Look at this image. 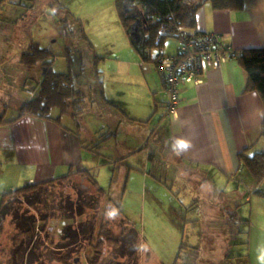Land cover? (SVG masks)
<instances>
[{
  "label": "rangeland",
  "instance_id": "rangeland-1",
  "mask_svg": "<svg viewBox=\"0 0 264 264\" xmlns=\"http://www.w3.org/2000/svg\"><path fill=\"white\" fill-rule=\"evenodd\" d=\"M41 1L42 5L39 6L43 11L39 15L38 21L29 27L30 29L32 27L31 35L43 45L50 46L54 50L56 53L55 68L60 72L68 71L67 58L63 56L66 46H75L79 50L75 54L77 56L74 69L75 72L81 73L80 82L94 100L92 104L90 103L91 105L85 104V107L91 109V113L89 112L87 116L83 115L79 119H74L65 114L63 122L80 131L81 136L86 138L88 137L87 131L95 136L96 132L102 135L104 131L101 132L100 128L108 126L109 117L124 120H127L128 117H134L147 120L154 115L150 122L137 124L145 130L144 133L155 130L156 133L160 134L159 123L161 120L163 121L164 108L155 111L156 107L153 106V100L150 98L151 95L153 97V94H149L151 92L149 87L151 74L145 69V67H150L152 63L143 62L142 57L133 46L122 22L116 0H58L60 4L67 7V10L61 11V17L69 16L72 23L71 27L76 32L74 36L67 38L63 36L59 25L54 24V15L52 16L54 9L44 6L48 5L50 1ZM22 26L23 23L14 26V43L9 47L10 56L15 53L18 56L22 52V44L19 41ZM83 29L88 39L81 37ZM90 44L93 48L90 47ZM180 46L181 40L179 38L168 37L164 44V52L168 55L176 54ZM3 50L8 52V48L5 49V42L0 43V51ZM152 53L156 55L159 50L154 49ZM80 55L82 61H80ZM96 55L102 57L98 62L95 60ZM11 63V58H6V56L3 63L0 62V113L9 104L10 106L7 108L9 109L8 117L14 116L18 106L30 97L31 93L26 91L25 84L28 88L38 85L36 80L28 79L31 71L24 70V67L19 63L15 65V71H13ZM151 66L153 67V65ZM98 75L99 78L104 79L102 87ZM140 100L144 102L142 103L143 106L139 105ZM162 100L160 99V101ZM87 110L90 111L88 108ZM97 110L100 111L101 116L108 115L109 117H99L96 113ZM59 113L57 108H52L51 115L57 116ZM26 119L29 117L27 116ZM26 119L25 121H27ZM32 119L38 121L35 118ZM131 121L129 119V122ZM6 126H0V128ZM39 129L42 128L39 127ZM132 129L131 131H133ZM136 132L137 136L133 138L136 146L138 144L144 145L147 140L142 142L139 131L136 130ZM149 139L150 143L147 148L156 154L155 157L152 156V159L148 158V152L145 150L133 156V151L127 152L126 145L120 143V138H116L103 148V157L102 155L101 157L93 156L88 148L83 151L84 161L87 162L92 159L94 168L99 165L103 168L100 177L97 176L100 185L106 190L111 187V194H115V197L122 196V211L134 223L139 232V243L146 245L148 251H139L136 254L134 250L131 254L133 250L131 242H127L125 247H121L124 242L122 241L123 236L127 235L129 226L120 222V218L113 221L104 218L106 208L113 205L107 197H101L98 194L86 196L93 208L90 206L86 208L90 205L87 204L86 200L85 206L83 205L84 215L72 218L69 217V212H66L63 217L58 215L61 211L59 210L60 206L69 208V201L64 199L61 203L60 197L64 191L61 188H55L46 194L47 203L40 206L42 211L53 213L48 226L51 240L55 243L48 248V255L52 259V264H177L180 252L182 256L178 264L245 263V261L240 262L239 258L231 260L228 255L230 252L244 253L241 242L245 240L247 234L226 232L224 230L225 222L218 213L219 208L213 207L212 204L214 199L210 190L212 188L224 190L226 179L218 175V178L212 180L215 183L212 187L209 180L205 182V178H207L205 175L197 177L193 172L187 173V169H184L183 165L179 166L175 161L168 160V151L163 143V137H159L163 145H159L153 137ZM94 140H99V136ZM89 143L91 142L87 141V144ZM134 144H131L130 147L133 148ZM258 149H264V144L259 145ZM9 151L0 147V206L3 193L12 189L14 178L19 176L20 172L21 176H24L36 169L32 165L20 166L19 162L12 158ZM118 155H124L127 158L122 166L105 165L107 163L105 157L108 159L118 158ZM21 160L31 161L32 157L22 153ZM125 165L134 166L127 179L126 171L123 168ZM182 173L186 176L185 179L182 178ZM23 184H27V182L15 188L22 187ZM232 187H235L233 181L228 184L225 191L213 193L217 195V200H222L221 203H216L217 205L222 207V202L226 201L229 207L232 206L234 210H237L240 220L234 218L236 222L232 221L233 229L243 231L246 229V225L242 222V218L248 217L250 214L251 204L245 199L246 196L244 199H240L241 195L239 199L238 197L235 198L236 194L230 193ZM77 191L78 188H67L66 190L70 194V198L74 200H76ZM198 198L203 204L206 203V206L203 205L194 213H187L186 219H202L201 225L193 226L189 222L183 224L185 219L179 215L175 208L179 209L181 202L188 205ZM234 202L237 205L236 203L233 204ZM57 210L59 211L54 216ZM229 210L231 209L227 210V214ZM85 221L89 222V225H95L92 241L87 239L90 237L89 231L86 234L83 231L79 234L77 231V240L73 246L64 250L58 248L61 238L64 236V228L72 224V226L77 227L78 223ZM103 222L106 223L105 228H102ZM6 228L7 231L3 237L5 248L0 255L2 264H9L11 250L14 246L12 239L15 229L14 225L9 223V219ZM100 230H102L100 239L104 243V247L101 248L98 246ZM237 235L239 238L236 241L239 245L234 247L231 240ZM114 239L121 241L118 248L110 242ZM183 243L187 248L184 249L183 247L182 250ZM137 255L139 256L138 262H136ZM74 259L77 260L74 261Z\"/></svg>",
  "mask_w": 264,
  "mask_h": 264
},
{
  "label": "crops",
  "instance_id": "crops-1",
  "mask_svg": "<svg viewBox=\"0 0 264 264\" xmlns=\"http://www.w3.org/2000/svg\"><path fill=\"white\" fill-rule=\"evenodd\" d=\"M197 29L202 32L219 33L224 37L226 43L232 44L239 50L263 48L264 0H244L242 9L219 10L214 9L211 2H206L198 12ZM2 56H0L1 63L5 59ZM151 65L145 67L151 74L149 80L152 85L149 86L151 91L149 94H153V97L151 95L150 98L153 100L154 107L159 104L155 111L164 108L163 121L161 120L159 123L160 134L156 133L155 130L144 133L145 130L137 124L144 119L128 117L127 120H124L108 115L101 116L100 111L97 110L96 113L99 117H109L108 126L106 128L101 127V132L110 131L111 134L113 133V137L104 143L103 147L92 149L86 145L87 143L82 145L81 141H96L94 139L99 136L98 132L95 133V136L87 131L88 137L83 138L80 131L74 128L69 127L72 130L64 129L52 120L32 116H28L31 123H26L27 116H24L10 123L11 126L5 124L6 127L0 128V147L10 150L9 153L12 154V158L18 161L20 166L32 165L36 168L34 172L24 176H21L20 172L19 176L14 178L12 182V189L26 182L28 184L59 178L68 174L72 169L79 172L91 171L96 177H100L103 170L101 165L94 168L92 159L87 162L84 161L83 151L85 148H88L93 156L101 157L103 148L116 138H120V143L126 145V151L132 150L134 156L143 146V144L136 146L134 142L133 138L137 136L136 130L139 131L142 142L147 140L145 144H149V138L153 137L159 145H163L159 139L161 136L168 151V160L175 161L179 166L183 165L184 169H187V173L193 172L197 177L205 175L207 177L205 182L209 180L212 187L215 184L212 180L218 178V175L226 179L224 190L209 189L212 191L211 196L214 199L212 201L213 207L219 208L218 213L225 222L224 230L226 232L247 234L242 242L244 254L249 261L247 264H261L258 260L257 249L258 246L264 245V196L257 193V190L263 189L264 191V182L257 184L248 170L245 167H240L238 155L246 148L252 154L259 150V145L264 144V119L259 116V112L264 111L263 100L258 93L245 91L247 74L236 58H230L217 67L205 64L199 83L193 81L181 83V103L178 115L168 117L166 115L168 94L165 90L164 81L155 65ZM160 99L163 100L160 101ZM142 103L144 102L140 100L139 105L143 106ZM88 109L90 110L88 112L91 113V109L89 107ZM129 119L132 121L129 122ZM177 137L187 139L192 143V147L179 156L173 153L169 147V142ZM37 143L45 146V150L36 151L32 145ZM130 143H135L133 148L130 147ZM97 150L99 152H96ZM147 150L145 151L148 152L149 159L151 155L156 156L152 150L149 148ZM22 153L32 157V160L22 161ZM117 157L109 159L105 157L104 159L107 161L105 165L122 166L127 160L124 155ZM130 167V165L123 167L126 171V179L130 175ZM189 175L192 177L191 174ZM182 178H186L183 173ZM232 181L235 183V187H232L230 193L236 194L235 198L238 197V199L240 195V199H244L246 196L245 199L251 204L250 214L248 217L242 218V222L246 225V229L243 231L233 230L232 227L234 218L239 219L237 210H234L232 206L229 207L226 201L222 202L224 208L217 205L222 200H217V195L213 193L225 191ZM242 187L244 188L242 189ZM110 195L114 198L117 197L111 192ZM193 202H197V207L188 210L187 207ZM193 202L188 205L181 202V207L175 209L180 216L186 218L187 213H194L203 205L206 206V203L203 204L200 198ZM228 209L231 210L227 214ZM192 220L191 225L193 226L202 223V219L199 218Z\"/></svg>",
  "mask_w": 264,
  "mask_h": 264
},
{
  "label": "trees",
  "instance_id": "trees-1",
  "mask_svg": "<svg viewBox=\"0 0 264 264\" xmlns=\"http://www.w3.org/2000/svg\"><path fill=\"white\" fill-rule=\"evenodd\" d=\"M49 1L48 5L44 6L54 9V13L52 12V16L54 15L55 19L54 24L59 25L65 38L74 36L76 32L71 27L72 23L69 16L63 18L60 15L62 10H67L66 5L60 4L58 0ZM41 2V0H0V43L5 42V49L8 48V54L9 47L14 43V26L23 23L21 29L22 34L19 36L20 44H22V52L19 54L17 52L18 56H16V53L10 56L7 54V51L3 50L2 52L0 51V54L4 55H1L2 58H5V56L6 58H11L13 71H15V65L19 63L24 67V70L32 72L30 77L28 76V79H34L38 82L37 87L28 88L25 84L26 91L31 93L30 97L18 106L16 114L11 117H8L9 109L7 108L10 106L8 104L6 109L0 113V126L13 123L24 116H32L52 120L64 129L70 130L71 128L63 122V116L67 114L74 119H79L83 115L87 116L89 112L85 104H92L94 100L90 97V93L84 88L82 82H80L81 73L75 72L74 69L77 56L75 54L79 50L75 46H66L63 56L67 58L68 71L60 72L55 68L56 53L54 50L50 46L43 45L31 35L32 27L31 29L29 27L38 21L39 15L43 11L39 6ZM126 2H130L132 5V11L129 13L124 12V4ZM206 2H211L214 9L218 10L242 9L244 7V0H116L122 22L133 46L142 57L143 62L154 64L157 70L161 59L163 60L170 56L178 58L180 56V47L176 54L173 55H168L164 52V44L168 37H176L182 40V33L184 31L187 33V36L194 33H205L199 31L197 28L198 12ZM138 19L141 22L139 29L141 39L132 35L131 30L133 23ZM81 37L88 39L84 29L81 31ZM91 44L90 47L93 48ZM232 47L237 52L235 56L230 58H236L238 60L248 77L245 91L258 93L264 102V47L244 50L236 49L233 45ZM154 49H158L159 53L153 55L152 51ZM100 59L102 57L95 56L97 62ZM80 61H82L81 55ZM38 68H40V71H38ZM84 69L86 70L85 66ZM11 73L13 72L11 71ZM97 77L102 87L104 79L99 78V75ZM52 108H57L60 113L57 116L51 115ZM153 116L147 120H140V122L148 123L153 119ZM73 131L78 134L75 130ZM109 133L110 131L102 133V135H99V140L90 141L91 143L89 144H86L87 141L84 140L81 143L82 145L86 144L92 149H99L113 137V133ZM147 146L148 143L144 144L138 152L147 150ZM248 151L249 149L246 148L239 153L238 159L240 167H245L255 182L262 184L264 182V149L257 150L252 154ZM96 152H99V150ZM152 156L150 157L151 159ZM133 168L134 166L130 167V169ZM55 188H61L64 191L62 197H60L61 203L64 199L69 201V208L60 206L59 210L61 211L58 215L63 217L66 212H69V217L72 218L74 216L84 215L85 201L87 200V204H90L86 196L98 194L101 197H107L110 203L120 209V222L129 226L127 235L123 236L124 239H122L125 243L123 242L121 245V241L115 239L110 242L117 248L120 245L121 247H125L127 242H131L133 245L131 247L133 248L131 254L134 250L136 254L139 252L134 247L140 244L139 232L134 223L122 211V196H117L118 198L112 197L110 195L111 187L109 190L103 188L97 177L91 171L84 170L79 172L72 169L62 177L42 182H31L3 193L0 206V255L5 248L3 237L7 231L6 224L8 219L9 223L13 224L15 229L12 239L14 246L11 250L9 264H52V259L48 255V248L51 244L55 243L51 240L48 226L53 213H50V211H42L40 206L47 203L46 194ZM67 188H78L76 200L70 198V194L66 192ZM49 190L51 191L49 192ZM257 193L264 196L263 189L257 190ZM89 206L93 208L91 204L86 208ZM195 207H197V202H193L187 208L191 210ZM59 210L55 212L54 216L57 215ZM184 219L185 223H191L193 221ZM107 223L109 224L108 221ZM89 224V222L85 221L78 223L77 227L75 225L72 226L73 224L67 225L64 228V236L61 238L58 248L64 250L73 246L77 240L78 232L80 234L81 231L84 234L89 231L90 237H87V239L91 240L95 233V225ZM105 227L106 223L103 222L102 228ZM101 234L102 230L98 233L99 248L104 247V243L100 239ZM237 238L238 235L236 238H232L233 246L239 245L236 241ZM183 247L184 249L187 248L185 243L181 246L182 250ZM235 253L230 252L228 255L229 259L239 258L240 262L245 261L244 264L249 263L244 253ZM181 256L182 254L180 252L177 264ZM138 257L137 255L136 262H138ZM76 260L74 259V261ZM0 264H2L1 261Z\"/></svg>",
  "mask_w": 264,
  "mask_h": 264
},
{
  "label": "built area",
  "instance_id": "built-area-1",
  "mask_svg": "<svg viewBox=\"0 0 264 264\" xmlns=\"http://www.w3.org/2000/svg\"><path fill=\"white\" fill-rule=\"evenodd\" d=\"M182 36L180 56L161 59L158 67L168 94V117L178 115L181 83L191 81L199 83L205 64L220 66L237 52L233 50L231 44L224 41V37L219 33H194L187 36L184 31Z\"/></svg>",
  "mask_w": 264,
  "mask_h": 264
},
{
  "label": "clouds",
  "instance_id": "clouds-1",
  "mask_svg": "<svg viewBox=\"0 0 264 264\" xmlns=\"http://www.w3.org/2000/svg\"><path fill=\"white\" fill-rule=\"evenodd\" d=\"M259 116L261 119H264V111L259 112ZM26 123H31V119L29 118ZM32 147L40 152L45 150V146L40 144H34ZM169 147L173 153H175L177 156L182 155L184 152L188 151L192 147L191 141L184 139V138H173L171 142H169ZM120 216V209L117 208L114 205H109L105 212H104V218L108 221H113L118 219ZM137 251H148V248L144 244H138L134 246ZM258 260L261 262V264H264V245L258 246Z\"/></svg>",
  "mask_w": 264,
  "mask_h": 264
},
{
  "label": "water",
  "instance_id": "water-1",
  "mask_svg": "<svg viewBox=\"0 0 264 264\" xmlns=\"http://www.w3.org/2000/svg\"><path fill=\"white\" fill-rule=\"evenodd\" d=\"M132 11V5H131V3L130 2H126L125 4H124V12L125 13H129V12H131ZM135 17H136V15H134ZM140 25H141V22H140V20L138 19V20H136L134 23H133V25H132V27H131V30H132V35H134L136 38H138V39H141V34H140V32H139V29H140Z\"/></svg>",
  "mask_w": 264,
  "mask_h": 264
}]
</instances>
